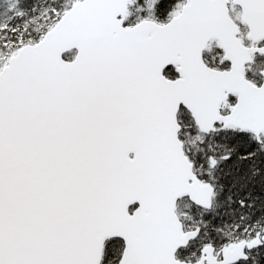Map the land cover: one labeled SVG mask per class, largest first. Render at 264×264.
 <instances>
[{
	"label": "snow or ice",
	"instance_id": "1",
	"mask_svg": "<svg viewBox=\"0 0 264 264\" xmlns=\"http://www.w3.org/2000/svg\"><path fill=\"white\" fill-rule=\"evenodd\" d=\"M0 264H264V0H0Z\"/></svg>",
	"mask_w": 264,
	"mask_h": 264
}]
</instances>
